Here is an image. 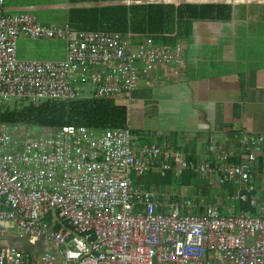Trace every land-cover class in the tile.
<instances>
[{
  "label": "built area",
  "instance_id": "built-area-1",
  "mask_svg": "<svg viewBox=\"0 0 264 264\" xmlns=\"http://www.w3.org/2000/svg\"><path fill=\"white\" fill-rule=\"evenodd\" d=\"M177 1L195 0L146 2ZM208 1L230 0L195 2ZM43 7L0 0V116L17 103L127 96L166 81L164 69L176 76L185 58L180 41L43 25L33 14L51 11ZM20 35L63 40L64 59H19ZM151 135L130 123L91 130L0 121V264H264V174L254 167L264 135L232 131L228 147L197 162ZM154 170L235 192L208 201L201 190L146 182ZM34 237L40 242L19 249Z\"/></svg>",
  "mask_w": 264,
  "mask_h": 264
},
{
  "label": "crops",
  "instance_id": "crops-1",
  "mask_svg": "<svg viewBox=\"0 0 264 264\" xmlns=\"http://www.w3.org/2000/svg\"><path fill=\"white\" fill-rule=\"evenodd\" d=\"M162 4L174 6L176 19L179 8L186 5L193 6L190 12L201 10L203 5L230 6L232 13L230 20L187 16L189 25L182 28L179 40H175L185 45V58L176 76L164 69L166 81L114 98L126 106V99L132 101L136 92L134 101L145 123L149 115L154 116L152 127L146 124L138 131L150 132L154 139L165 142L166 148L171 150L175 149L169 147L166 140L171 133L178 135L180 146L195 135H199L198 142L203 144L207 137L209 142L215 137L221 140V144L215 143L214 149L205 155L198 147L195 162L228 147L233 130L264 135V12L258 11L255 15L248 12L251 5L264 4L178 1ZM176 34L177 28L173 36ZM153 37L165 42L158 36ZM128 122L131 125L130 120ZM262 160L264 162V154ZM4 246L0 244V249ZM26 247L32 248L30 244Z\"/></svg>",
  "mask_w": 264,
  "mask_h": 264
},
{
  "label": "trees",
  "instance_id": "trees-1",
  "mask_svg": "<svg viewBox=\"0 0 264 264\" xmlns=\"http://www.w3.org/2000/svg\"><path fill=\"white\" fill-rule=\"evenodd\" d=\"M138 0H70L71 5L76 4H96L110 2H125ZM152 1V0H143ZM192 5L180 7L177 12L172 5L162 3L147 4H129V5H107L91 7H74L68 10V24L74 30L86 31H111L147 34L158 36L165 42L179 40L178 37L182 28L189 25V18L204 20H230L232 8L230 6L216 5L211 8L209 5L201 6V10L190 12ZM211 12H207V10ZM193 13V14H190ZM176 26V27H175ZM177 28L176 36H173ZM111 102V101H110ZM0 121L4 125H20L26 128L39 129H59L66 126L78 125L91 130H97L103 127H125L128 122V107L119 103L110 104L105 100H86V101H68V102H42L37 104H20L12 110H4L0 116ZM236 131V130H233ZM253 135H260L250 133ZM218 138V137H215ZM214 138V139H215ZM199 135L187 140L183 146L178 145L180 138L177 134L171 133L167 140L169 147L180 151L187 161L195 162L196 151L198 147L205 155L214 149L215 143L198 142ZM264 154V153H263ZM262 154V155H263ZM264 162L262 157L258 158L254 167H258L263 172ZM171 173L165 177H154V184L168 187L171 183ZM183 183L197 193L202 191L205 198H209V189L204 186L200 179L190 172L183 176ZM227 190L233 194L235 189L231 186L221 185V192ZM212 200V199H210ZM213 201V200H212ZM198 213V211H196Z\"/></svg>",
  "mask_w": 264,
  "mask_h": 264
},
{
  "label": "rangeland",
  "instance_id": "rangeland-1",
  "mask_svg": "<svg viewBox=\"0 0 264 264\" xmlns=\"http://www.w3.org/2000/svg\"><path fill=\"white\" fill-rule=\"evenodd\" d=\"M7 4L14 5H35V6H63L60 10H51V11H38L34 12V16L37 21L43 25L54 27V26H62L65 22H68V10L71 4L70 0H6ZM254 6V7H253ZM251 10L248 11L251 15L257 14L258 11L264 12V5H251ZM188 50V47H186ZM16 54L19 59L22 60H35V59H46V60H54L60 61L65 57V42L61 39H51V38H30L28 36L20 35L17 39L16 43ZM136 93V92H135ZM132 95V101L127 100L124 104L128 107V120H130L131 125L134 129H144L143 127L147 124L149 126H153L155 119L154 116L149 115L148 121L145 123L144 116L142 111H139V107L134 101V95ZM109 101L110 104L116 103L114 99L105 100ZM111 101V102H110ZM18 104V103H17ZM15 104L14 107L17 105ZM262 157V156H260ZM263 174H264V166H263ZM154 177H160L157 170H154L151 175H146L144 180L146 182H153L152 179ZM187 184L183 183V177H175L171 175V183L167 185L171 190H175L179 187H186ZM221 186H213L209 189V199L215 200L216 202L222 201V192ZM197 196V195H194ZM202 198H205L201 195ZM187 200L193 201L186 197ZM208 201L209 199L206 198ZM22 244H19V243ZM40 242L38 237L34 238H24L18 242V247L22 251H27V244L34 245L35 243ZM40 248L35 249V252H38Z\"/></svg>",
  "mask_w": 264,
  "mask_h": 264
},
{
  "label": "water",
  "instance_id": "water-1",
  "mask_svg": "<svg viewBox=\"0 0 264 264\" xmlns=\"http://www.w3.org/2000/svg\"><path fill=\"white\" fill-rule=\"evenodd\" d=\"M152 3V2H147ZM127 4H140V1H125V2H110V3H96V4H76L70 5L68 8L74 7H91V6H107V5H127Z\"/></svg>",
  "mask_w": 264,
  "mask_h": 264
},
{
  "label": "bare ground",
  "instance_id": "bare-ground-1",
  "mask_svg": "<svg viewBox=\"0 0 264 264\" xmlns=\"http://www.w3.org/2000/svg\"><path fill=\"white\" fill-rule=\"evenodd\" d=\"M195 1H201V0H195ZM195 1H187V2H195ZM208 2H217V1H208ZM228 3H258V4H264V0H230V1H227ZM63 6H51V7H43L41 8V10H52V9H62Z\"/></svg>",
  "mask_w": 264,
  "mask_h": 264
}]
</instances>
